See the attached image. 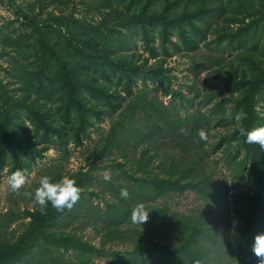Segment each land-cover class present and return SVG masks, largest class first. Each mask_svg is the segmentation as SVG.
I'll list each match as a JSON object with an SVG mask.
<instances>
[{"label": "trees", "instance_id": "trees-1", "mask_svg": "<svg viewBox=\"0 0 264 264\" xmlns=\"http://www.w3.org/2000/svg\"><path fill=\"white\" fill-rule=\"evenodd\" d=\"M102 1L103 5L112 6L113 16H103L99 21L90 23L73 15V28L67 17L53 18L59 25L65 26L64 43L48 36L55 28L50 29L34 20L29 22L35 34L36 49L38 53L41 51L38 54L41 63L37 66L36 77L22 80L28 86V93L15 99L14 108L8 111L12 101L9 98L1 105L0 168L8 158V175L17 169H27L30 173L32 162L43 156L49 140L55 138L61 146L71 140L79 146L81 137H91L90 128L96 126V120L102 114L113 116L112 113L120 108L103 138L107 151L115 147L121 157L124 156L123 160L113 159L111 163L117 171V181L108 182L113 193L105 197L90 192L105 205L99 209L97 202L86 197L88 183L95 177L93 169L98 166L91 163L87 169L68 171L65 175L74 178L81 190L79 201L70 210L62 212L52 208L50 203L46 214H41L35 204L25 208L23 214L28 220L24 228L13 239L0 234V264H68L70 258L64 257V254H73V263L70 264H94L96 257H111L113 261L120 259L133 264H195L196 261L211 264L217 259L219 262L215 264H257L252 245L254 237L264 233V149L246 142L236 129L234 117L243 110L247 114L243 121L246 128L264 124V117L256 110L264 93V61L251 54L249 65L230 69L227 83L233 85V92L228 98H208L212 101L208 112L197 109L185 116H169L164 111L166 105L162 100L147 99L144 93L139 98L132 90L134 74L138 71H142L144 84L164 77L162 63H154L142 70L137 61L123 52L130 47L133 36L138 34L144 40L145 48L154 55L151 41L157 27L163 48L165 41H171L175 33L185 45L194 49L197 46L196 36H205L206 19L216 18L222 13H225L228 23L226 35L234 37L230 23L239 19L244 21L254 0ZM257 3L259 10L264 8V0H257ZM209 58L216 59L217 56L210 55ZM113 77L121 84L120 90L110 91ZM99 78L106 80V87ZM83 90L100 93L108 109L87 105ZM164 94H171L172 100L180 102L190 99L168 87L164 89ZM52 97L58 102L54 108L47 106ZM226 100L233 102L230 110L233 119L226 117ZM20 109L24 110V119L16 114ZM118 117L128 118L129 121L121 125L117 133L114 124ZM141 122H144V130L138 132ZM229 122L233 124L230 133L220 135L211 145L229 147L225 150L226 161L236 177L237 190L236 248L231 245L232 238L228 235V252L214 256L205 244L204 229L197 219L181 213L171 215L177 240L162 238L156 232L157 227L153 233L133 227L130 214L137 203L148 205L156 223L161 222L166 214L165 208L152 204L156 198L169 192L182 193L186 189L194 190L203 198L209 193V174L200 166L198 154L187 155L188 150H203L208 143V140H199L198 129L209 132L211 126ZM167 134L174 145L169 154L155 149V145L162 144ZM129 138L145 140L137 154L135 148L122 153ZM125 187L130 193L128 199L120 196V189ZM79 218L83 227L92 224L96 229L99 221L104 223L98 228L102 235L99 245L83 238L74 228H59L64 219L74 221ZM148 234L151 236L146 237ZM113 244L124 245L126 249H113Z\"/></svg>", "mask_w": 264, "mask_h": 264}, {"label": "rangeland", "instance_id": "rangeland-1", "mask_svg": "<svg viewBox=\"0 0 264 264\" xmlns=\"http://www.w3.org/2000/svg\"><path fill=\"white\" fill-rule=\"evenodd\" d=\"M250 6L252 8L244 16V21L239 19L230 23L234 37L226 35L229 29L225 30L228 24L225 13L216 18H207L204 23V27L207 28L205 36H196L197 46L194 49H192L193 46L185 45L175 33L171 36V41L170 39L165 41V48H163L160 29L157 27L153 31V41H151L155 53L151 55L145 48L146 45L140 35H134L130 47L123 52L128 53L137 61L136 63L141 66L142 70L143 67L154 63H162L164 77H158L156 82L148 81L144 84L141 80L142 71H138L134 74L133 92L138 96L144 93L147 99L162 100L166 105L164 111L169 116H185L197 109L208 112V107L212 103V101H208V98H212V100L228 98L233 92V85L227 83L231 74L230 69H236L239 65H249L251 54L264 61V8L259 10L257 0H254L253 5ZM111 8L110 5H103L102 0H0V115L1 105L4 104L5 99L12 100L11 108L8 109L10 112L14 108L15 99L28 93V86L24 85L22 80L36 77L37 66L41 63V57L38 55L41 54V51L38 53L36 49L33 39L35 34L29 25L31 20L47 25L50 29L55 28L48 33V36L52 40L59 39V42L64 43L65 26L54 21V17H67L70 25L73 24V15L83 18L86 22L95 23L103 16H113ZM71 26L73 28V25ZM192 34L195 38V33L192 32ZM210 55H215L217 58H209ZM99 79L105 83L106 87V80ZM110 86V91L121 89V84L116 81V77H113ZM166 87L170 90L180 91L190 98L189 101L172 100L171 94H164ZM121 93L125 95L124 92ZM82 95L87 105L98 106L101 110L108 109L103 104V96L100 93L83 90ZM141 97L139 96V98ZM47 103V106L54 108L58 102L55 97H52ZM232 103V101L226 100L227 113L230 112ZM119 109L112 113L113 116L102 114V117L96 120V126L90 128L91 137H81L79 146H75L71 140L63 146L55 138L49 140L48 149L43 156L32 162V170L28 173L27 182L19 190V193L10 190L7 184V179L10 176L7 173L9 159L6 158L3 161L0 168V234L4 238L13 239L24 228L28 218L24 216L23 210L34 204L33 198L26 196L25 193L34 194L35 189L39 186L40 178L45 175L49 176L53 182H57L65 177L68 171L78 168L87 169L93 163L98 167L93 169L95 177L88 183L86 197L94 203L97 202L99 209L104 208L103 202L90 192H96L105 197H109V194L113 193L108 182L117 181V171L111 163L113 159L123 160L124 156L121 157L119 150L116 151L115 147L111 151H107L104 148L103 138L114 123ZM256 110L264 117V93L260 96ZM23 112L24 110L20 109L16 114L20 115L19 118L24 119ZM126 121L129 119L124 117L116 119L114 125L117 133ZM26 123L29 122L26 121ZM211 123H213V119ZM143 124L144 122L140 123L141 130L138 132L144 130ZM232 126L233 124L230 122L211 126L208 132V143L204 145L203 150L202 148L188 150L187 155L198 154L200 166L202 165L205 172L209 174L210 191L204 198L191 189H186L182 193L169 192L152 202L155 206L166 209L165 218L161 222H153L151 210L144 203L149 211L148 221L142 225H131L146 233H153L157 227L156 232L162 238L177 240L171 215L173 217L181 213L197 219L204 229L205 244L214 256L228 252V235L232 238L231 245L236 248L234 232L238 222L235 202L237 190L235 188L236 177L226 161L225 150H228L229 147L224 144L219 148L211 145L219 139L220 135L229 134ZM164 138L162 144L155 145V149L169 154L174 145L169 140L168 134ZM144 141L135 138L127 139L122 153L133 151L135 148L137 154L140 147L145 144ZM231 144H234V141H231ZM231 152L234 151L231 149ZM101 166L106 167L101 168ZM105 175H109L111 179L105 180ZM90 208L92 209L91 206ZM103 224L102 221H99L95 229L92 224L83 227L81 218L74 221L73 219L71 221L64 219L59 228H74L83 238L99 245L102 235L98 232V228ZM149 236L151 234L146 237ZM108 245L109 243L106 246ZM112 248L123 251L126 246L113 244ZM64 257L70 258L68 264L73 263V254H64ZM218 262V259L212 260L211 264ZM94 264L133 263L120 261V259L113 261L111 257H96Z\"/></svg>", "mask_w": 264, "mask_h": 264}, {"label": "clouds", "instance_id": "clouds-1", "mask_svg": "<svg viewBox=\"0 0 264 264\" xmlns=\"http://www.w3.org/2000/svg\"><path fill=\"white\" fill-rule=\"evenodd\" d=\"M226 117L233 119L232 113L230 112L226 113ZM246 118L247 114L243 110L235 114L236 129L241 136L246 138L248 144H256L261 149H264V124L246 128L243 124ZM197 136L200 141H207L209 133L206 129L201 128L198 129ZM27 178V169H17L8 177L7 184L12 192L19 193V190L27 182ZM104 179L110 180L111 177L105 175ZM80 193L81 190L74 178L65 176L59 181L53 182L49 176L45 175L40 178L39 186L35 189L34 194L26 192L25 195L33 198L34 204L38 205L41 214H46L49 203L57 211L70 210L79 201ZM120 196L123 199L130 197V193L126 187L120 189ZM130 219L133 224L141 225L148 221L149 211L143 202L135 205L131 211ZM252 252L257 258V264H264V233H259L254 237ZM195 264H200V261H196Z\"/></svg>", "mask_w": 264, "mask_h": 264}]
</instances>
